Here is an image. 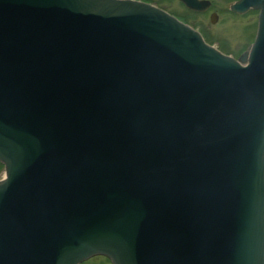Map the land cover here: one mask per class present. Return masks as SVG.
Wrapping results in <instances>:
<instances>
[{"label":"water","instance_id":"1","mask_svg":"<svg viewBox=\"0 0 264 264\" xmlns=\"http://www.w3.org/2000/svg\"><path fill=\"white\" fill-rule=\"evenodd\" d=\"M230 9L238 59L143 1L0 0V264H264V0Z\"/></svg>","mask_w":264,"mask_h":264},{"label":"rangeland","instance_id":"2","mask_svg":"<svg viewBox=\"0 0 264 264\" xmlns=\"http://www.w3.org/2000/svg\"><path fill=\"white\" fill-rule=\"evenodd\" d=\"M158 6L176 16L184 23L198 30L208 44L215 46L224 54L238 59L254 42L258 12L252 11L237 14L231 11V5L239 0H208L213 6L204 13H196L187 9L180 0H138ZM215 13L218 20L212 23ZM5 175L4 166L0 164V179ZM83 264H112L109 259L98 256Z\"/></svg>","mask_w":264,"mask_h":264},{"label":"bare ground","instance_id":"3","mask_svg":"<svg viewBox=\"0 0 264 264\" xmlns=\"http://www.w3.org/2000/svg\"><path fill=\"white\" fill-rule=\"evenodd\" d=\"M3 178H5V175H4V177Z\"/></svg>","mask_w":264,"mask_h":264},{"label":"flooded vegetation","instance_id":"4","mask_svg":"<svg viewBox=\"0 0 264 264\" xmlns=\"http://www.w3.org/2000/svg\"><path fill=\"white\" fill-rule=\"evenodd\" d=\"M212 6H213V4H212ZM211 8H212V7H211ZM211 8H210V9H211Z\"/></svg>","mask_w":264,"mask_h":264}]
</instances>
